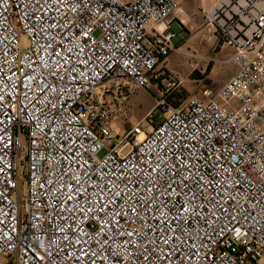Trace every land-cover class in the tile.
Returning a JSON list of instances; mask_svg holds the SVG:
<instances>
[{"label": "built area", "instance_id": "obj_1", "mask_svg": "<svg viewBox=\"0 0 264 264\" xmlns=\"http://www.w3.org/2000/svg\"><path fill=\"white\" fill-rule=\"evenodd\" d=\"M179 7L0 0V264H264V0L205 10L236 66L207 101L117 132L138 87L181 85L153 30Z\"/></svg>", "mask_w": 264, "mask_h": 264}, {"label": "rangeland", "instance_id": "obj_2", "mask_svg": "<svg viewBox=\"0 0 264 264\" xmlns=\"http://www.w3.org/2000/svg\"><path fill=\"white\" fill-rule=\"evenodd\" d=\"M216 0H178L179 6H185V4L188 3H201L204 5L205 8H209L213 5V3ZM186 2V3H185ZM206 19V14H205ZM188 27H190L189 24H187ZM206 25V24H205ZM207 26V25H206ZM207 28V27H206ZM209 37V33L207 34ZM173 44L177 45L180 41L179 36L173 38ZM196 41V39H195ZM194 41V42H195ZM200 40L197 39L196 43H191V46L189 47L192 52H190L187 48H184L182 51L178 52L177 57L176 54H173V60H171V63L165 68L177 75L178 79L181 81V85L176 87V89L181 90L183 94V98L188 99L191 96L199 97L202 101H207V96L202 92V89L206 86H214L217 87L219 84L216 82V79L209 78L210 72L207 71L209 66L211 64V61L207 58L209 55H214V49H210V46H215L219 44V38L215 37L212 42H206V47L199 48L198 42ZM206 41V39H205ZM28 41L25 38H22V45L27 46ZM218 72L220 77L223 80H230L233 77V73L230 72L227 68L221 66L218 68ZM206 75L208 78L205 80H202V76ZM141 91L145 92L144 94H139L133 96L131 102H130V108L131 112H128V116L126 118L127 122L124 123L123 121H119L117 125V132L123 131V129H129L134 123L139 122L142 119L147 118L149 115L155 117L156 121H160L162 117V110L158 109L154 112H150L152 108L156 104V99L158 98L159 94L154 92L152 86L148 89H144L141 87H138ZM105 154V151L100 152V156H103ZM26 175V171H22ZM22 192H27V186L22 188Z\"/></svg>", "mask_w": 264, "mask_h": 264}, {"label": "crops", "instance_id": "obj_3", "mask_svg": "<svg viewBox=\"0 0 264 264\" xmlns=\"http://www.w3.org/2000/svg\"><path fill=\"white\" fill-rule=\"evenodd\" d=\"M186 3V2H185ZM207 8L204 7L201 3H186L185 6H180L178 10H176L173 15L169 18V20L165 23H161L158 25H155L153 30L156 34L167 32L168 30H173L177 33V36H179L180 41L176 45L177 49L172 51L170 56L167 58L168 65L171 63V60H173V54H176L178 56V52L182 51L184 48H187L190 52L192 50L189 48L191 46V43H196L197 39L200 41L198 42V47L204 48L206 47V42H212L214 40V36L211 32H209V28L205 25L206 19H205V10ZM190 27H188V25ZM207 27V28H206ZM210 34L209 37L207 34ZM196 39V41H195ZM206 39V41H205ZM195 41V42H194ZM209 51L210 49H214L215 54L209 55L207 57L212 64V69L210 71L209 78L216 79V82L220 83V75L218 72V68L223 66L227 68L230 72L233 74L236 72V66L230 61V54L231 49L230 48H220L219 44L208 47ZM207 77V78H208ZM145 92L139 90V94H144ZM146 94V93H145ZM134 95V96H135ZM134 98V97H133Z\"/></svg>", "mask_w": 264, "mask_h": 264}, {"label": "trees", "instance_id": "obj_4", "mask_svg": "<svg viewBox=\"0 0 264 264\" xmlns=\"http://www.w3.org/2000/svg\"><path fill=\"white\" fill-rule=\"evenodd\" d=\"M170 54L168 55V57L170 56ZM211 69H212V66L210 65L207 71L210 72ZM166 74L163 76L164 79L168 77V73ZM206 78H207L206 75L202 76V80H205ZM151 86L155 90L154 92L156 93L157 91V93L159 94L156 100L160 99V97L163 95V97H165L169 102L174 103L176 106L181 105L185 101V98L182 97L183 94L181 90H178V89H175L174 91L168 90L159 80H156ZM148 88L150 87H147L146 89Z\"/></svg>", "mask_w": 264, "mask_h": 264}]
</instances>
